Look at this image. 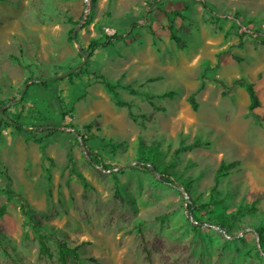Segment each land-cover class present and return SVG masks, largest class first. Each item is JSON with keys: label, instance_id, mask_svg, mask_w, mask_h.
<instances>
[{"label": "rangeland", "instance_id": "rangeland-1", "mask_svg": "<svg viewBox=\"0 0 264 264\" xmlns=\"http://www.w3.org/2000/svg\"><path fill=\"white\" fill-rule=\"evenodd\" d=\"M146 1H0V106L27 128L60 126L36 142L46 132L34 130L30 138L0 113V264H264V44L257 39L264 36V0ZM157 8L182 12L171 15L177 40ZM84 14L75 35L82 48L91 39L121 37L94 49L71 79L47 87L33 81L20 95L27 79L81 62L67 35L77 25L70 21ZM205 62L219 65L199 89ZM90 72L135 89L118 93L136 120ZM240 77L254 84L259 119L247 113L244 86L232 84ZM191 93L196 110L187 101ZM69 124H90L88 144L117 167L90 163ZM139 139L158 143L162 166L188 191L129 168ZM195 141L201 145L173 152ZM222 161L237 165L215 183ZM6 185L34 210V224L16 198H7ZM221 217L224 227L217 225ZM62 242L79 245L78 257H62Z\"/></svg>", "mask_w": 264, "mask_h": 264}, {"label": "trees", "instance_id": "trees-1", "mask_svg": "<svg viewBox=\"0 0 264 264\" xmlns=\"http://www.w3.org/2000/svg\"><path fill=\"white\" fill-rule=\"evenodd\" d=\"M3 1V0H0ZM149 0L146 1L145 5H149L148 4ZM157 5V4H156ZM204 5V4H203ZM185 8V7H184ZM160 11H162L168 18L169 20V24H168V30L170 33V37L174 40H177L176 35L173 32V25L171 23V15L173 16H177L182 18L183 14L181 11L178 10H172V11H168V10H163L161 8H157ZM72 22L74 25H76L78 23V21H70ZM135 25H137L136 23H132L131 27H134ZM74 27L70 28L68 35H67V39L69 41H72L73 38L71 36L72 30ZM121 36L117 35V34H113L112 36H110L107 40H104L102 42L96 40V39H91L89 40V42L87 43L86 48H82L81 47V51L83 52V54H85L87 56V58H90L92 56V53L94 51V49H96L97 47L100 46H106L112 43V40L114 39H119ZM258 41L261 44H264V36H258L257 37ZM240 40H242V35L240 34ZM221 53H217L216 57L219 58ZM12 58H14L13 56H11ZM15 59V58H14ZM16 60V59H15ZM218 62L214 65L211 66L208 62L204 63L203 69H202V73H201V83L199 86V89H201L204 86L205 80L206 78V73L213 70L214 68L218 67ZM87 67V60L86 62L83 64L82 67H80L79 69H77L76 71L70 73L67 75V79H71L73 76H76L79 72H81L82 70H84ZM70 69V68H69ZM55 75V74H54ZM53 75V76H54ZM90 75L92 77H94L101 85L102 87L105 89V91L109 94H111L113 102L115 105L117 106H121V107H125L128 110V114L129 116L133 119L136 120L137 119V115L134 114L131 110L132 108V104L130 102L124 101L121 97L120 94L118 93V89H123V90H128L129 92L135 93V89L132 88L130 85H125L120 83L119 81H113L108 79L104 74L99 73V72H90ZM53 76H49V77H39L36 79V81L33 84H37L43 87H47V85L49 83H51L52 81L58 80L59 78H53ZM210 81H212L213 83H217L222 85V87L224 89H226V84L216 78H210ZM232 84H236V85H240V86H244L247 96H248V105H247V113L249 115L254 116L256 119H259V116L257 114H255L254 110L260 106V100L259 97L256 93V90L254 88V84L250 81H248L247 79L240 77L238 79H234L232 80ZM224 93V90L223 92ZM24 94V92H23ZM195 93H191L188 98L187 101L191 107V109L196 110L197 109V103L195 100ZM22 97V96H21ZM1 106L4 105V102L0 103ZM0 106V108H1ZM7 109H4L1 111L0 109V113L2 114V116L5 117L6 121L8 122L7 124H11L13 126V128L15 129L16 132H23L25 133L28 137L33 138V131L40 129L41 128V132H46V134L42 137H38L35 138L34 140L36 142H40L42 138H47L50 137L52 135H54L55 133H57L59 131L60 126L58 125H46V126H34V129L31 128H27L25 125H23L20 121H19V115L18 114H12V116H7L6 114ZM67 127H71L73 128L75 134H76V141L79 143V145L82 147V150L87 158V160L95 165H98L99 167H102L105 170H110L112 168H115L117 166L114 165H109L108 163L104 162L103 159L101 158V156L99 155V153H97L89 144H88V135L84 134V129H88L90 128V124H83L80 128H78L77 125L75 124H69V126ZM182 141V140H180ZM206 145H208V143H205ZM201 144L197 141L192 142L190 144H186L185 146H181L178 148H175L173 150L174 153H178L180 151H182V149L184 148H195L200 146ZM40 149L42 150V146H40ZM163 153L161 152L159 145L157 142H154L152 144H150L149 146H146L143 141L141 139H139V144H138V156L136 157L135 163L130 166L129 168H136L139 170H142L146 173H150V174H156L158 176L159 181L164 182L172 187H178V185L182 186L184 188L185 191L187 190V183L184 180H178V178L174 177L172 172L169 171L168 169H166L165 165L163 164ZM49 160H51L50 158H47ZM171 160V159H170ZM169 160V163H171V161ZM68 161L69 163H71V158L70 156L68 157ZM237 165V161H231V162H224L222 161L219 166L216 169V174L214 176V181L215 183L218 182V176L220 175V173L222 172H226L228 169L233 168L234 166ZM121 171V168L118 169ZM49 170L46 169V172H48ZM5 174V172H3ZM76 176H78V178H81L83 181V177L80 174H75ZM6 180L9 181L10 177L8 175H6ZM49 180V178H48ZM84 183V182H83ZM4 193L7 196V198H16L17 201L19 202V210L22 214V216L31 224H34V220H33V213L34 210L29 206V204L25 201V199L20 196L19 194L15 193L8 185L5 186L4 188ZM206 205L205 204H201L198 206L197 209H202L204 208ZM187 209L189 211H194L196 210L193 205L191 203L186 205ZM3 206L0 207V214L3 213ZM193 213V212H192ZM191 213V214H192ZM192 217L196 219L195 215L192 214ZM226 219L225 217H221L218 221L219 223L217 224L220 227H224L226 224ZM198 221V220H197ZM263 228H259L256 229V232L258 234V237L261 241L262 237V230ZM79 245H76L73 248L68 247L65 242H62L60 245V254L62 257L67 256L69 254H72V256L74 258L78 257V254L76 252V250L78 249Z\"/></svg>", "mask_w": 264, "mask_h": 264}, {"label": "water", "instance_id": "water-1", "mask_svg": "<svg viewBox=\"0 0 264 264\" xmlns=\"http://www.w3.org/2000/svg\"><path fill=\"white\" fill-rule=\"evenodd\" d=\"M84 18H85V14L82 16L81 20L77 23V25L73 28L72 33H71V36H72V38H73V42L76 44L77 50H78L79 53L82 55V60H81V62H79L77 65L71 67V68H70L67 72H65V73L54 75L53 78H62V77H65V76H67L68 74H70V73L76 71L77 69H79L80 67H82L83 64L86 62V60H87V56H86L85 54H83V52L81 51V46L78 44L77 39H76V37H75V35H76V31H77V29L80 27V25H81V23L83 22ZM33 81L35 82L36 80H32V79H27V80H26V82H25V84H24V87H23V89H22L21 92H20V95L24 92V90L26 89V87L28 86V84L31 83V82H33ZM15 100H16V99H14V100H12V101L14 102ZM1 111H2V108H1ZM94 165H95V164H94ZM95 166H98V165H95ZM98 167H99V166H98ZM99 168L102 169V170H105V169H103L102 167H99ZM105 171H107V170H105Z\"/></svg>", "mask_w": 264, "mask_h": 264}, {"label": "bare ground", "instance_id": "bare-ground-1", "mask_svg": "<svg viewBox=\"0 0 264 264\" xmlns=\"http://www.w3.org/2000/svg\"><path fill=\"white\" fill-rule=\"evenodd\" d=\"M177 68L179 69L180 67H177ZM175 69H176V68H175ZM175 69H174V70H175ZM181 72H182V71H181ZM167 259H168V258H167Z\"/></svg>", "mask_w": 264, "mask_h": 264}, {"label": "built area", "instance_id": "built-area-1", "mask_svg": "<svg viewBox=\"0 0 264 264\" xmlns=\"http://www.w3.org/2000/svg\"><path fill=\"white\" fill-rule=\"evenodd\" d=\"M108 30V29H107Z\"/></svg>", "mask_w": 264, "mask_h": 264}, {"label": "crops", "instance_id": "crops-1", "mask_svg": "<svg viewBox=\"0 0 264 264\" xmlns=\"http://www.w3.org/2000/svg\"><path fill=\"white\" fill-rule=\"evenodd\" d=\"M102 86V85H101Z\"/></svg>", "mask_w": 264, "mask_h": 264}]
</instances>
